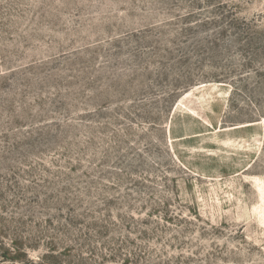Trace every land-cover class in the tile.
<instances>
[{
	"label": "rangeland",
	"instance_id": "rangeland-1",
	"mask_svg": "<svg viewBox=\"0 0 264 264\" xmlns=\"http://www.w3.org/2000/svg\"><path fill=\"white\" fill-rule=\"evenodd\" d=\"M0 264H264V0H0Z\"/></svg>",
	"mask_w": 264,
	"mask_h": 264
},
{
	"label": "crops",
	"instance_id": "crops-1",
	"mask_svg": "<svg viewBox=\"0 0 264 264\" xmlns=\"http://www.w3.org/2000/svg\"><path fill=\"white\" fill-rule=\"evenodd\" d=\"M256 125L258 123L251 122V123H245V124H239L231 127H226V128H215L212 127L207 130L209 132V135L211 137H216L218 142L221 141H227V142H234L235 139L242 137V136H247L248 139H255L257 136V131L255 130ZM172 134V132L170 131ZM198 135V134H197ZM172 139H178L175 136H171ZM175 149V148H174Z\"/></svg>",
	"mask_w": 264,
	"mask_h": 264
}]
</instances>
